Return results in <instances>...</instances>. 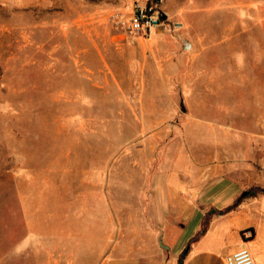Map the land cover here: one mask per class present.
I'll return each mask as SVG.
<instances>
[{
  "label": "rangeland",
  "instance_id": "374dc122",
  "mask_svg": "<svg viewBox=\"0 0 264 264\" xmlns=\"http://www.w3.org/2000/svg\"><path fill=\"white\" fill-rule=\"evenodd\" d=\"M224 151L264 168V0H0V264L70 262L82 213L152 234L159 173L187 194Z\"/></svg>",
  "mask_w": 264,
  "mask_h": 264
},
{
  "label": "crops",
  "instance_id": "0c3cea01",
  "mask_svg": "<svg viewBox=\"0 0 264 264\" xmlns=\"http://www.w3.org/2000/svg\"><path fill=\"white\" fill-rule=\"evenodd\" d=\"M213 160L207 181L190 183L187 194L177 174L159 173L151 198L152 234H131V242L119 240V234H85V214H80L83 230L66 264H178L184 250L183 264H225L224 258L243 246L254 264H264V194L242 198L249 190L264 189V168L251 179L239 176L243 157L231 161L224 151ZM249 230L252 237L245 242L243 233Z\"/></svg>",
  "mask_w": 264,
  "mask_h": 264
},
{
  "label": "built area",
  "instance_id": "2783aa9c",
  "mask_svg": "<svg viewBox=\"0 0 264 264\" xmlns=\"http://www.w3.org/2000/svg\"><path fill=\"white\" fill-rule=\"evenodd\" d=\"M163 15L153 6L136 7L127 24L126 32L134 37H149L157 28L164 23ZM245 242L252 237V232L243 233ZM225 264H254L250 251L241 247L237 251L224 258Z\"/></svg>",
  "mask_w": 264,
  "mask_h": 264
},
{
  "label": "trees",
  "instance_id": "16d2710c",
  "mask_svg": "<svg viewBox=\"0 0 264 264\" xmlns=\"http://www.w3.org/2000/svg\"><path fill=\"white\" fill-rule=\"evenodd\" d=\"M257 193H261V194H264V189H252V190H249L246 192L245 196H243L242 198H246L248 196H253ZM230 210V207L226 209V211ZM204 233V228L199 232V234H203ZM186 254V250H184L182 252V254L180 255L179 257V260H178V264H183V259H184V256Z\"/></svg>",
  "mask_w": 264,
  "mask_h": 264
},
{
  "label": "water",
  "instance_id": "95a60500",
  "mask_svg": "<svg viewBox=\"0 0 264 264\" xmlns=\"http://www.w3.org/2000/svg\"><path fill=\"white\" fill-rule=\"evenodd\" d=\"M162 19H164V17H162ZM246 193L243 194V196H245Z\"/></svg>",
  "mask_w": 264,
  "mask_h": 264
}]
</instances>
